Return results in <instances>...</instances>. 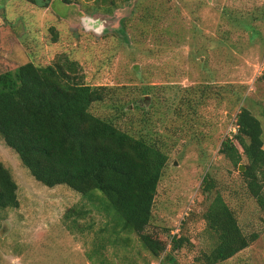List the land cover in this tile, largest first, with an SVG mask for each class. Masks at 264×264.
<instances>
[{
  "label": "rangeland",
  "instance_id": "rangeland-1",
  "mask_svg": "<svg viewBox=\"0 0 264 264\" xmlns=\"http://www.w3.org/2000/svg\"><path fill=\"white\" fill-rule=\"evenodd\" d=\"M35 1L0 0V74L69 59L83 83L114 90L91 112L168 155L147 229L167 244L154 258L115 225L103 197L42 185L0 136L20 201L0 210V264H160L170 254L205 264L217 239L203 215L218 195L243 232L258 236L219 264H264V216L242 176L248 161L220 154L242 108L261 121L264 143V0ZM174 236L189 243L172 253Z\"/></svg>",
  "mask_w": 264,
  "mask_h": 264
},
{
  "label": "trees",
  "instance_id": "trees-1",
  "mask_svg": "<svg viewBox=\"0 0 264 264\" xmlns=\"http://www.w3.org/2000/svg\"><path fill=\"white\" fill-rule=\"evenodd\" d=\"M34 1L31 0L37 4ZM49 1L40 7H48ZM114 96L112 88L83 83L75 61L66 59L47 66L27 63L14 74H0V136L42 185H65L91 201L103 197L115 225L128 234L135 233L157 259L165 251L166 235H155L147 229L169 158L156 142L133 136L91 112L94 104ZM236 126L237 133L223 142L220 154L236 166L244 158L248 161L242 176L264 216L262 123L250 110L242 108ZM211 189L206 179L202 190ZM18 193L11 171L0 162V210L18 209ZM75 213L79 217L86 215L82 211ZM203 216L208 231L217 239L216 246L205 256V264L226 262L258 238L243 232L235 213L220 195ZM187 242L186 238L174 236L172 253ZM160 264L177 262L170 254Z\"/></svg>",
  "mask_w": 264,
  "mask_h": 264
},
{
  "label": "water",
  "instance_id": "water-1",
  "mask_svg": "<svg viewBox=\"0 0 264 264\" xmlns=\"http://www.w3.org/2000/svg\"><path fill=\"white\" fill-rule=\"evenodd\" d=\"M240 167H241V168H240L241 171L245 170V168H243L242 166H240Z\"/></svg>",
  "mask_w": 264,
  "mask_h": 264
}]
</instances>
